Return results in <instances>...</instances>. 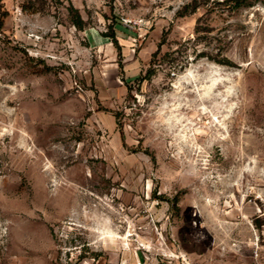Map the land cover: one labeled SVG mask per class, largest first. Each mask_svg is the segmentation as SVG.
<instances>
[{"label":"rangeland","instance_id":"rangeland-1","mask_svg":"<svg viewBox=\"0 0 264 264\" xmlns=\"http://www.w3.org/2000/svg\"><path fill=\"white\" fill-rule=\"evenodd\" d=\"M239 1L0 0V264L264 259V0Z\"/></svg>","mask_w":264,"mask_h":264},{"label":"crops","instance_id":"crops-1","mask_svg":"<svg viewBox=\"0 0 264 264\" xmlns=\"http://www.w3.org/2000/svg\"><path fill=\"white\" fill-rule=\"evenodd\" d=\"M126 30L125 28H123ZM94 34V33H93ZM92 34V35H93ZM131 37L128 38L129 45L132 44ZM126 47H123V50ZM128 49V51H127ZM126 52L123 51V75L119 74V70L116 67L110 68V72L105 74V77L100 81L97 79L94 88L97 92L96 99L99 104L103 106H111L114 102L118 101L119 96L125 92V83L133 78L135 74L144 67L147 61L146 56L136 55L131 47H127ZM148 57V56H147ZM102 83V86L100 85ZM175 264V263H171Z\"/></svg>","mask_w":264,"mask_h":264},{"label":"built area","instance_id":"built-area-1","mask_svg":"<svg viewBox=\"0 0 264 264\" xmlns=\"http://www.w3.org/2000/svg\"><path fill=\"white\" fill-rule=\"evenodd\" d=\"M131 21L130 20H124V25L128 26V27H131ZM256 256H257V253H255ZM255 264H264V259L262 260H258Z\"/></svg>","mask_w":264,"mask_h":264},{"label":"trees","instance_id":"trees-1","mask_svg":"<svg viewBox=\"0 0 264 264\" xmlns=\"http://www.w3.org/2000/svg\"><path fill=\"white\" fill-rule=\"evenodd\" d=\"M236 1H237V6H239V5L241 4L240 1H239V0H236ZM74 23H75V25H77L79 28L82 26V21H81V19H80L79 16H77V19H75Z\"/></svg>","mask_w":264,"mask_h":264},{"label":"bare ground","instance_id":"bare-ground-1","mask_svg":"<svg viewBox=\"0 0 264 264\" xmlns=\"http://www.w3.org/2000/svg\"><path fill=\"white\" fill-rule=\"evenodd\" d=\"M215 80H216V79H213L212 82H211V84L214 83ZM212 85H213V84H212ZM206 87H208V89H210L211 85H208V86H206ZM207 92H208V91H206V93H207ZM7 115H8V114H7ZM107 233H108L110 236L113 234V232L110 231V230H107ZM114 234H116V233H114ZM117 234H118V233H117Z\"/></svg>","mask_w":264,"mask_h":264}]
</instances>
